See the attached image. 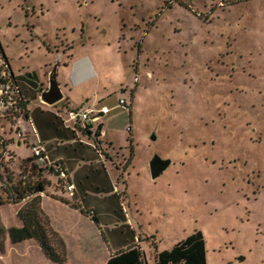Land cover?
I'll return each instance as SVG.
<instances>
[{
  "label": "rangeland",
  "instance_id": "obj_1",
  "mask_svg": "<svg viewBox=\"0 0 264 264\" xmlns=\"http://www.w3.org/2000/svg\"><path fill=\"white\" fill-rule=\"evenodd\" d=\"M0 44L34 96L27 105L49 159L64 158L84 183L85 208L111 243L136 235L154 263L199 230L207 264H264V0H0ZM71 49L90 78L74 110L84 94L90 106H116L102 117L115 141L100 149L104 164L97 132L74 135L67 102L43 105L35 88L63 54L59 80L74 78ZM1 128L17 137L15 122L0 118ZM19 141L3 161L17 174L40 145ZM156 155L172 164L152 179Z\"/></svg>",
  "mask_w": 264,
  "mask_h": 264
},
{
  "label": "crops",
  "instance_id": "obj_2",
  "mask_svg": "<svg viewBox=\"0 0 264 264\" xmlns=\"http://www.w3.org/2000/svg\"><path fill=\"white\" fill-rule=\"evenodd\" d=\"M72 52L69 54L68 62L66 64L67 69L71 66L72 68V75L74 78L71 80L67 79L64 82H60L59 80V69L61 65H63L65 55L63 54V59L61 58L60 66L58 68V81L61 85L62 92L64 94V98L59 103L53 105L56 106L63 101H66L67 103V109L68 110H74L75 107H78L75 105V101L73 100V96L75 95V91L77 89H80L85 85V83H88L90 81L89 77H85V70H83V67L77 68L76 63V56L72 54L74 52V49H71ZM8 57V56H7ZM9 59V58H8ZM10 61V59H9ZM11 65V63H10ZM12 68V67H11ZM71 78V77H70ZM47 84L42 80H39L40 87L36 86V91L39 92L38 98L40 100V103L43 105H46L48 107H52L50 105H47L41 101V95L44 91L48 89L49 86V78H47ZM38 89V90H37ZM22 90V93L25 97L26 102L31 98L32 100L34 96L31 97L32 93L29 90ZM84 99H86V103H90L91 100L87 96L85 97V94L83 96ZM31 100V101H32ZM122 100V99H121ZM30 101V100H29ZM120 102V101H119ZM82 103H80L81 105ZM88 104H82L80 108H77L79 110H94V111H102V109H106L109 113L112 109L116 108V106L109 108L104 102L102 101H96L93 106H90ZM28 109V117H26V125L29 129L26 131V138H34L36 141H40L44 143L46 133L42 132L40 133L36 128V122L33 118V121L31 120L32 112L30 111V106L27 105ZM102 117H105L103 113L99 115V120L95 121L92 124L93 129H83L82 125L76 124L74 128L71 130L73 131V134L75 133H81L82 137H90L93 135L94 132H97L96 127L101 126L100 130L97 132V141L98 144V150H96L97 155L99 156V159L96 158V161H98V164H104V153L100 151L101 148H105V143L108 145H115V141L113 138H109L108 134L105 130V122H103ZM36 118V117H35ZM115 117H110V119H114ZM41 121V125L43 127L44 122ZM30 123H32L33 128L35 129L37 135L35 136L32 133V130L30 128ZM17 126V125H16ZM15 126V127H16ZM41 127V129H42ZM69 129V128H68ZM96 130V131H95ZM11 132V131H10ZM8 133L6 128H1L0 133L3 135L5 140L8 141L9 144H15L19 139L17 137L11 138L12 133ZM93 132V133H92ZM100 133V136L98 135ZM17 140V141H16ZM24 142L19 141L18 145L21 146ZM28 145L30 144V141H27ZM30 158V157H29ZM28 159V158H26ZM19 160L17 163L19 164V169L21 170V164L26 160ZM54 162H59L63 164L66 169L68 170V164L66 163L65 159L62 157H56ZM105 167V166H104ZM20 172V171H19ZM70 182L75 186V195L71 199L68 197L67 193L58 187L57 185V176L54 172L45 171L43 173V177L47 181L46 190L41 193V208L43 212L48 216L50 220L51 227L53 230L63 239L66 250H67V260L64 264H108L109 260L115 256L117 253L126 250L131 245H138L140 249L145 253L148 264H155V258L152 260L148 257L146 250L142 246V241L140 238H138L136 235H134V240L131 242L127 241L126 243H122L121 240L118 238H114V240L111 243V239L107 238L105 234V225L100 217L98 212L93 208H85V185L83 182L77 184L76 179L73 178L70 170H68ZM17 175V173H16ZM76 203L79 205L84 212L85 211H91L97 218L98 222H95L93 217L91 215L85 214L80 209H76L72 207L67 202ZM26 202H23L21 204H6L3 206H0V218L3 224V221L5 222L4 218L2 216V210L7 209L8 213L6 216V222L7 224H4V227L7 231L5 238H4V247L3 249H0V264H58L51 260L42 250L40 244L36 240H24L19 243H13L10 235L8 233V230H10L13 227H23L24 223L19 217V211L24 206ZM12 208V210H11ZM153 257V256H152Z\"/></svg>",
  "mask_w": 264,
  "mask_h": 264
},
{
  "label": "trees",
  "instance_id": "obj_3",
  "mask_svg": "<svg viewBox=\"0 0 264 264\" xmlns=\"http://www.w3.org/2000/svg\"><path fill=\"white\" fill-rule=\"evenodd\" d=\"M0 56L4 58L11 68L10 61L1 44ZM23 107L27 110L26 117H28L27 102L24 103ZM100 128L101 126H98L97 132ZM89 129L90 127L86 130ZM98 135L100 136V133ZM5 145L8 146L7 140H5ZM131 146L133 154V142ZM5 158H1L2 161H0V167L4 166V173L6 171L4 179L0 175L1 186L3 187V195L0 196V206L9 203L21 204L26 202L19 211V217L24 223L23 227H13L8 230L12 242L16 244L24 240H36L47 257L58 264H64L67 260L65 243L53 230L48 216L41 208L40 195L46 190L48 184L42 178L43 173L45 171L54 172L53 169L40 166L34 158L30 157L21 164V170L16 175V173L8 171L6 167L7 163H3L4 160L5 162L15 160L12 152H9L7 160ZM24 176H26V179H23ZM67 203L84 212L76 203ZM84 213L91 215L94 221L98 222L96 216L91 211H85ZM6 233L7 231L0 220V249L4 247ZM108 264H148V262L145 253L140 247L138 245H131L126 250L113 256ZM155 264H207V248L204 234L196 230L190 236L175 244L171 250H157Z\"/></svg>",
  "mask_w": 264,
  "mask_h": 264
},
{
  "label": "built area",
  "instance_id": "obj_4",
  "mask_svg": "<svg viewBox=\"0 0 264 264\" xmlns=\"http://www.w3.org/2000/svg\"><path fill=\"white\" fill-rule=\"evenodd\" d=\"M25 102V97L13 70H11L4 58L0 56V118L6 119L9 122H15V126L17 125L16 135L20 141H24L26 138V130H22L20 126L23 121H26L27 110L23 107ZM120 105H126V101L124 99L120 100ZM107 112L106 109L97 112L94 110H73L70 112V119L84 125L85 129L88 127L93 129L92 124L99 120V115ZM30 128L36 136L37 133L32 123H30ZM38 142L40 145L32 147L34 150L32 158L40 166L53 169L57 176L58 187L63 189L68 197L72 199L75 195V186L70 182L68 170L63 164L49 159L44 144L40 141ZM8 154L9 151L7 145H5V139L0 135V155L2 156L0 157L7 158ZM1 158L0 161H2ZM23 179H26V176Z\"/></svg>",
  "mask_w": 264,
  "mask_h": 264
},
{
  "label": "water",
  "instance_id": "obj_5",
  "mask_svg": "<svg viewBox=\"0 0 264 264\" xmlns=\"http://www.w3.org/2000/svg\"><path fill=\"white\" fill-rule=\"evenodd\" d=\"M60 61L57 60L54 64L51 74L49 76V86L46 91L41 95V101L47 105L53 106L63 100L64 94L62 92L61 85L58 81V68ZM157 136L153 135L152 140H156ZM172 164L170 159H163L159 155L154 156L150 161V173L152 179L160 177ZM240 260H244L243 258Z\"/></svg>",
  "mask_w": 264,
  "mask_h": 264
}]
</instances>
